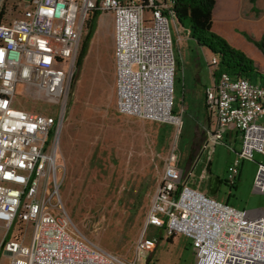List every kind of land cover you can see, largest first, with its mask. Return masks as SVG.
<instances>
[{"label":"built area","instance_id":"obj_1","mask_svg":"<svg viewBox=\"0 0 264 264\" xmlns=\"http://www.w3.org/2000/svg\"><path fill=\"white\" fill-rule=\"evenodd\" d=\"M19 17L0 20V264H144L157 242L150 230L190 242L194 264H264V216L243 211L188 185L193 163L183 172L170 153L146 213L135 254L126 261L81 238L61 209V173L56 165L64 108L85 22L92 12L111 16L115 109L121 116L175 125L176 61L170 20L173 0H20ZM203 92L213 128L201 154L236 130L240 148L226 168L232 187L243 161L254 154V190L264 193V76L257 82L226 73ZM42 101L51 114L16 103L15 89Z\"/></svg>","mask_w":264,"mask_h":264},{"label":"rangeland","instance_id":"obj_2","mask_svg":"<svg viewBox=\"0 0 264 264\" xmlns=\"http://www.w3.org/2000/svg\"><path fill=\"white\" fill-rule=\"evenodd\" d=\"M1 6L9 19L19 17L23 10L20 0H0ZM188 27V20L170 21L178 124H159L116 112L110 15L95 22L87 53L67 95L56 161L62 179L61 209L81 238L126 261L134 258L135 242L170 153L176 155L183 172L196 161L194 188L243 211L246 219L264 216V193L254 190L257 164L263 157L254 154L252 161H243L239 180L230 188L225 183L226 168L236 158L238 146L233 149L223 143L211 153L200 152L207 122L202 114L203 92L211 81L213 55L186 36ZM15 95L16 103L27 106L26 110L51 114L42 101L23 98V84H17ZM214 179L219 180L218 188L210 182ZM147 235L157 242L144 264H194L187 238L176 235L168 242V237L153 230Z\"/></svg>","mask_w":264,"mask_h":264},{"label":"trees","instance_id":"obj_3","mask_svg":"<svg viewBox=\"0 0 264 264\" xmlns=\"http://www.w3.org/2000/svg\"><path fill=\"white\" fill-rule=\"evenodd\" d=\"M252 10L256 12L254 7L255 0H249ZM215 0H173L172 12L177 22L188 20L189 27L184 29L188 38H190L198 47L208 50L217 58V69L214 76L220 73H226L234 78H244L254 81L260 74L256 71L253 61L244 53L234 49L229 43L212 31V12ZM5 8L0 7V20L5 15ZM99 18L98 12L89 14L84 31L86 32L79 47L76 59L75 72L72 77L71 84L76 81L83 59L87 53L89 42L92 38L95 22ZM245 39L264 56V34L259 40L255 41L246 34ZM239 177L236 181V184ZM236 184L230 188H235ZM172 237L167 239L170 242Z\"/></svg>","mask_w":264,"mask_h":264},{"label":"crops","instance_id":"obj_4","mask_svg":"<svg viewBox=\"0 0 264 264\" xmlns=\"http://www.w3.org/2000/svg\"><path fill=\"white\" fill-rule=\"evenodd\" d=\"M254 7L256 12L252 10L249 0H215L212 12V31L224 38L230 46L242 50L253 61L256 71L260 74L254 80V82H257L264 76V56L241 34H246L255 41L259 40L261 35L264 34V0H255ZM170 21L176 20L171 19ZM234 31H237L239 35L235 34ZM212 82L213 76H211L209 85ZM209 85L205 86V88ZM202 106V114L207 121L205 124L207 132L212 130L214 122L206 114L203 101ZM260 120L264 123V117H261ZM223 143L233 149L234 146H238L237 151H239L238 132L232 130L224 134ZM192 182V180L188 181V185L192 186Z\"/></svg>","mask_w":264,"mask_h":264},{"label":"water","instance_id":"obj_5","mask_svg":"<svg viewBox=\"0 0 264 264\" xmlns=\"http://www.w3.org/2000/svg\"><path fill=\"white\" fill-rule=\"evenodd\" d=\"M209 167H210V164H209L208 167H207V173H208V174H209V171H210V170H209ZM210 182H211V184H215L217 188L219 187V180H218V179H214L213 182L210 180ZM210 197L215 198L214 196H210Z\"/></svg>","mask_w":264,"mask_h":264}]
</instances>
